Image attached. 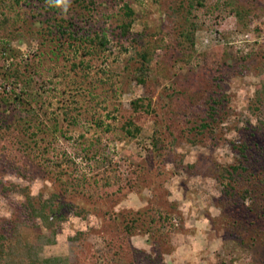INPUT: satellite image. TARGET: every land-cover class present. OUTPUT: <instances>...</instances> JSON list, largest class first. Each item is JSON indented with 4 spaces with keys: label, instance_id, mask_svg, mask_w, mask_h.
I'll return each mask as SVG.
<instances>
[{
    "label": "rangeland",
    "instance_id": "374dc122",
    "mask_svg": "<svg viewBox=\"0 0 264 264\" xmlns=\"http://www.w3.org/2000/svg\"><path fill=\"white\" fill-rule=\"evenodd\" d=\"M66 1L78 27L106 31L111 49L65 41L57 48L48 32H57L55 20L39 14V0H0V17H15L0 22V179L30 186L38 204L69 187L65 197L74 203L45 254L82 264H264V184L240 202L228 199L217 178L241 160L247 140L244 175L264 179L256 101L264 0H203L194 9L190 0H100L96 23L87 20L89 8ZM126 1L136 11L138 41L115 34L127 19ZM195 25L187 48L180 33ZM149 40L156 46L141 85L137 49ZM81 60L89 67L73 70ZM18 65L23 79L10 75ZM215 93L227 95L219 116L202 132L192 129ZM140 97L151 111L141 131L129 134L124 126ZM25 201L19 189L0 193V226ZM80 232L87 235L72 238Z\"/></svg>",
    "mask_w": 264,
    "mask_h": 264
},
{
    "label": "trees",
    "instance_id": "16d2710c",
    "mask_svg": "<svg viewBox=\"0 0 264 264\" xmlns=\"http://www.w3.org/2000/svg\"><path fill=\"white\" fill-rule=\"evenodd\" d=\"M79 4L89 8L92 13L89 14L91 19L89 21L97 22V12H99L100 0H76ZM41 7L44 11L39 14L46 15V20L51 22L55 20L57 32L54 29H48V32L52 34V40H57V48L63 47L64 41L69 46H75L78 42L81 44H89L99 51H106L111 49V38L106 31L93 30L90 24V28L84 29L78 27L77 19L75 15L71 14L70 8H67L68 2L66 0H39ZM190 8L194 9L196 6L204 4L203 0H190ZM124 14L126 20L117 26L119 31L115 34L119 37L133 38L138 41L137 38L133 37V24L136 20V11L130 1H126L123 4ZM64 11L69 16L62 14L58 17V12ZM54 12V13H52ZM52 13V14H51ZM14 16H9L7 12L3 11L0 22L6 25L10 22ZM195 26L189 31H182L180 34L183 38L182 45L187 48L193 46V34ZM59 32V34H58ZM48 33V34H49ZM59 40V41H58ZM160 41V39H156ZM156 45L152 41L144 42L141 49H137V56L142 60L141 65L138 66L134 73L136 81L141 85H147L149 82V59L152 49ZM91 49H88L86 53H92ZM83 65L85 69L89 67V64L81 60L79 63H74L72 66L73 70ZM263 76L259 83V93L257 96V104L260 111L264 116V61L259 67ZM10 75L16 79L25 78V70L21 65L16 66L10 70ZM220 86V83H218ZM211 94L208 98H205L204 103L201 105V109L204 110L205 115L201 117L200 125L192 127L202 132L209 128L213 121L216 120L217 115L219 116V110L222 109V105L227 97L226 94L218 96ZM145 97H140L132 102L134 108V116L126 122L124 128L129 134H136L142 129L144 120L147 118L151 111V101ZM74 109L71 104L68 110L72 112ZM5 118V117H4ZM75 119V118H74ZM2 121L4 119L2 118ZM261 126L259 127L264 134V117L261 119ZM193 142L196 138H190ZM156 148L159 147V142L163 140L162 135H158L155 139ZM234 147H236L235 143ZM249 142L247 140L242 142L239 146L241 152V160L236 164L230 166H224L217 174V178L224 186V193L228 199L238 198L240 202H244L253 191V186L260 187L264 184V179L258 181L255 173L249 172L251 176H245V171H250L251 167L246 161H249L248 152ZM61 164V163H59ZM111 181L110 176L108 177ZM76 180V179H75ZM17 184H10L7 181L0 179V193L10 194L12 191L20 190L26 195V201L22 204L21 211L17 212L12 219L7 220L0 226V264H82L80 261H74L69 256H47L45 254V246L54 244L56 242V236L61 222L67 218L68 210L72 209L74 203L66 199L70 196L69 187L64 188V195L54 193L49 198H46L40 204L37 203L34 195L31 194L30 186L20 187ZM89 192H92L89 190ZM164 215V212L161 211ZM167 216H171V213L166 212ZM40 223H38V221ZM137 219H131L127 224V230L131 233L136 228ZM85 232L78 233L77 236L72 237L73 239H79L85 237Z\"/></svg>",
    "mask_w": 264,
    "mask_h": 264
}]
</instances>
